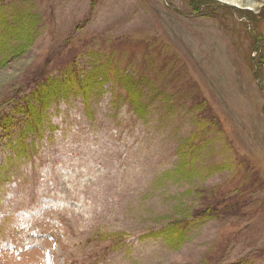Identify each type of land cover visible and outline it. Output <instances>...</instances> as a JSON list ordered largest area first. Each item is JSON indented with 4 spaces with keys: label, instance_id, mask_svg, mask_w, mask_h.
Masks as SVG:
<instances>
[{
    "label": "rangeland",
    "instance_id": "1",
    "mask_svg": "<svg viewBox=\"0 0 264 264\" xmlns=\"http://www.w3.org/2000/svg\"><path fill=\"white\" fill-rule=\"evenodd\" d=\"M2 1L0 264H264V0Z\"/></svg>",
    "mask_w": 264,
    "mask_h": 264
},
{
    "label": "trees",
    "instance_id": "2",
    "mask_svg": "<svg viewBox=\"0 0 264 264\" xmlns=\"http://www.w3.org/2000/svg\"><path fill=\"white\" fill-rule=\"evenodd\" d=\"M2 4L3 1L0 0V45L6 41L9 33L14 34L17 28L23 29L18 24L21 22L22 17H24L21 14H13L10 11V8H7V13L2 12V9L5 8L2 7ZM21 39H23V37H21ZM76 68V64L73 63L68 65L58 77L51 76L40 80L31 90L30 95L26 96V98L18 104L17 108L20 107L22 112L32 118L29 121V123H31L29 126H38L39 116L42 112H45L44 110L47 106V103L45 104L46 97L49 94L58 96L62 92L70 89L77 90L79 94H87V88L91 85V81L84 70H77ZM122 76L127 77L128 74L122 73ZM136 83L131 82L130 87L132 89H139L138 86H136ZM129 96L132 99L133 104L136 105L132 95L129 94ZM31 108L35 110V113L32 112ZM183 228L184 226L181 227L179 224L169 226L167 230L169 231V234L174 237H182L184 232Z\"/></svg>",
    "mask_w": 264,
    "mask_h": 264
}]
</instances>
